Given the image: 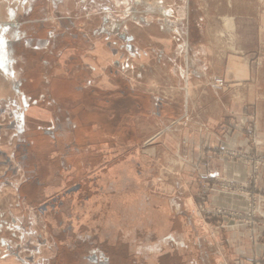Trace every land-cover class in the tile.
I'll return each instance as SVG.
<instances>
[{
    "label": "rangeland",
    "instance_id": "obj_1",
    "mask_svg": "<svg viewBox=\"0 0 264 264\" xmlns=\"http://www.w3.org/2000/svg\"><path fill=\"white\" fill-rule=\"evenodd\" d=\"M0 33V264H237L234 227L264 234L251 114L225 145L201 121L264 89V0H0ZM57 75L67 106L29 97Z\"/></svg>",
    "mask_w": 264,
    "mask_h": 264
},
{
    "label": "crops",
    "instance_id": "obj_2",
    "mask_svg": "<svg viewBox=\"0 0 264 264\" xmlns=\"http://www.w3.org/2000/svg\"><path fill=\"white\" fill-rule=\"evenodd\" d=\"M54 82L53 86H50L51 89H33V88H29V97H33V96H45V95H50V96H54L57 97L59 102L62 103L61 107H65L66 105V98H68V96H70V92L66 89V85L67 83L71 84L72 82V78L67 79L66 76L63 75H57L53 77ZM66 80H70V81H66ZM186 86H187V91L191 90L192 87L189 85V78H188V74L186 73ZM240 82H246L243 79L241 80H235ZM243 84V83H242ZM242 84H240L239 86H234L233 89V97H234V104L231 107H228V110L224 111V104L223 101H217V113H218V117L211 115L214 111L210 110V106L209 109H207V111H205L203 109V112H201V121L203 124H205L206 126L212 128V126H215V128L218 129L217 133L221 135V137L219 136V144L225 145L224 144V139L225 138L223 136L222 138V132L223 130H225L226 128V115H227V111L229 116H232L234 118H236V112L237 114H239V110H243L245 113H249L251 114L250 116H248L249 119H251V123L254 124L255 126V133L258 137V139L261 142V147L260 150L264 152V89H256L253 86H250V88L244 86L242 87ZM211 85V84H210ZM214 86V85H213ZM215 87V86H214ZM189 89V90H188ZM209 88L207 87V85H205L203 87V92L204 90H206ZM212 89V88H211ZM193 90V89H192ZM214 92L217 91L218 93L221 92L220 89H216L213 88ZM222 93H224L222 91ZM1 95V94H0ZM249 98V99H247ZM237 99V100H236ZM242 99H245L244 101H242ZM188 104V103H187ZM237 109V110H236ZM188 113V112H187ZM192 114L194 113V111L192 110L191 112ZM247 116H244V118L246 119ZM237 117L241 118V114L238 115ZM247 118V119H248ZM190 119V117L188 118ZM187 121H190L188 120ZM230 122V118L228 123ZM209 135V133H208ZM210 138V137H208ZM237 136H234L233 141L230 142V144L232 143V145L236 146L239 143L243 144L244 141H237ZM222 159V160H220ZM219 160L221 162H219L217 170L218 173L220 174L222 171H226L227 169V165L224 162L225 160H223V158H220ZM90 161V160H89ZM88 167V166H87ZM86 167V169H87ZM233 170L235 172V174L238 175H242L244 170L242 168V165L238 162H235L233 165ZM260 181L262 183V186H264V168L261 170L260 173ZM25 186H27L25 188V190L27 192H29V184H26ZM7 195L9 197L10 204L12 205V201H13V195H16V191H17V187L14 185H9L7 186ZM15 197V196H14ZM2 196L0 195V200L2 201ZM6 199V198H5ZM188 206L192 205V203L189 201L187 203ZM11 213L12 215H15L17 212L15 210L11 209ZM14 218V216H13ZM14 222L15 219H12L11 217L7 220V223L10 222ZM23 224V223H22ZM25 224V223H24ZM263 228H258L257 231L253 234L252 238H249V233L246 230V228L244 227H234V230L232 233H230V239H232L233 241V251L232 255L235 257H238L239 261L237 259V264H242L245 258L249 259V263L250 264H264V234L262 232ZM1 246L4 245V240L1 239ZM225 254L224 257H227V252H223ZM48 255V254H46ZM225 257V258H226ZM231 257V255H230ZM244 258V259H241ZM33 263H36V260H34V258L32 259ZM30 260V261H32ZM32 263V264H33Z\"/></svg>",
    "mask_w": 264,
    "mask_h": 264
},
{
    "label": "snow or ice",
    "instance_id": "obj_3",
    "mask_svg": "<svg viewBox=\"0 0 264 264\" xmlns=\"http://www.w3.org/2000/svg\"><path fill=\"white\" fill-rule=\"evenodd\" d=\"M6 31V29H4ZM5 44V40L3 38L2 33H0V47H2ZM4 67L3 63H0V68Z\"/></svg>",
    "mask_w": 264,
    "mask_h": 264
}]
</instances>
